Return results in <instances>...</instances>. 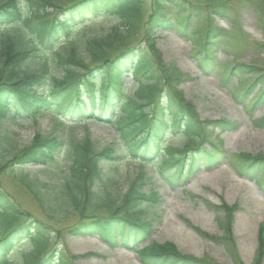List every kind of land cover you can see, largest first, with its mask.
Returning <instances> with one entry per match:
<instances>
[{"label": "trees", "instance_id": "16d2710c", "mask_svg": "<svg viewBox=\"0 0 264 264\" xmlns=\"http://www.w3.org/2000/svg\"><path fill=\"white\" fill-rule=\"evenodd\" d=\"M144 1L0 0L1 264H75L78 256L70 254L64 242L66 237L80 236H97L109 247L119 242L133 249L142 264H214L207 257L180 254L169 242L139 247L153 233L154 222L145 217V209L159 202L157 192L147 195L141 189L154 179L147 165L162 181L170 182L183 167L190 173L197 161L209 168L226 157L221 141L216 144L208 138L207 126L177 89L181 73L161 62L152 44L155 33L173 30L192 40L193 56L206 71L214 58L211 51L214 54L220 47L226 32L220 33L221 39L210 36L208 32L218 28L209 23L207 33L192 29L190 34L187 24L197 8L181 0H154L143 20ZM173 8L176 22L171 18ZM215 13L228 17V10ZM97 16H111L115 22L105 33L83 35L77 43L74 35L79 26ZM257 26L264 33V7L257 14ZM142 31L149 50L126 43ZM258 45L264 51V43ZM245 71L253 73V82L247 83L243 96L260 83V92L247 108L255 111L264 102V67L238 62L229 67L225 79L245 77ZM126 73L136 84L132 92L133 85L123 81ZM41 114L114 126L117 141L99 149L85 129L81 139L36 134L21 146L17 132L5 129L1 122L6 117L18 122L33 120ZM207 123L221 130L236 126L224 119ZM257 125L264 127V118ZM178 133L185 137L181 146L167 142L169 135ZM238 157L244 162L240 174L264 166V154L240 152ZM134 161L139 169L135 177H126L129 187L122 191L126 181L117 178L116 167ZM102 164L116 167L104 171ZM27 165L42 166L53 184L31 176ZM5 179L13 189L31 196L42 218L20 206L3 188ZM221 208L224 234L212 237L216 241L232 236L237 207L222 203ZM73 217L76 220L71 225L64 223ZM257 234L255 264H261L263 225Z\"/></svg>", "mask_w": 264, "mask_h": 264}, {"label": "rangeland", "instance_id": "374dc122", "mask_svg": "<svg viewBox=\"0 0 264 264\" xmlns=\"http://www.w3.org/2000/svg\"><path fill=\"white\" fill-rule=\"evenodd\" d=\"M153 1H144L143 20L148 16L150 11L147 10L151 8ZM181 2L197 8L192 20L187 24L190 34L192 29L207 33L209 23L218 28L217 31H209L210 36L221 39L220 33L226 32L227 37L221 39L220 47L214 54L211 51L214 58L208 63V69L204 71L194 58L192 40L180 38L171 31L156 32L152 41L153 48L168 69L173 72L177 69L181 73L176 83L177 89L181 91L184 100L195 108L200 121L207 126L208 138L216 144H219L218 140L221 141L226 157H222L216 165L209 168H206L203 162L197 161L190 173L173 174L170 183L162 181V176L147 165V170L154 175V180L142 191L148 195L152 192L159 195V202L145 209V217L152 218L154 222L153 234L147 243L169 242L180 254L197 258L207 257L214 264H255L257 232L259 226H264V166L259 167L256 172L248 170L247 174H240L238 171L243 170L244 162L238 154H264V127L257 125V120L264 118V102L255 111H247L256 94L260 92V83H257L250 93L243 96L247 83L253 82V73H249L250 71H245V77L225 78L229 67L238 62L255 63L264 67V51L259 49L258 45L264 43V34L257 27V14L261 7H264V0ZM217 10L224 11L225 14L228 10V17L216 14ZM170 12L174 13V8ZM207 13L210 15L206 17ZM172 19L173 22L177 21L176 14L172 15ZM114 22L115 18L111 16H97L83 27L80 25L74 40L79 43L83 35L91 37L103 34ZM245 42H248L249 46H246ZM126 43L132 44L131 47L141 45L149 50L143 31L136 37L128 38ZM123 79L133 85L131 91L135 89L136 85L129 75ZM220 119L235 122V128L223 132L219 127L211 129L212 126L207 123ZM86 123L92 130L91 138L97 148L114 144L117 133L113 127L90 121ZM6 127L9 131L17 132V140L21 146L28 145L35 134L52 135L59 139H68L70 136L81 139L86 135L83 125L59 124L51 114L39 115L36 120L7 122L4 125L5 129ZM184 141L185 137L180 133L169 135L167 139L173 146H181ZM205 146L209 148L207 142ZM135 164L138 166L136 162H121L119 167L102 164V168L107 171L112 169V166L116 167L117 178L126 181L122 189L126 191L129 187L126 177H135ZM26 171L31 176L53 184L42 166L28 165ZM7 180L3 181V188L8 189L9 194L20 206L42 218L36 204L31 202V196L13 189L7 184ZM43 189L47 190L49 187L44 186ZM222 203L237 208L232 218V236L224 241H216L212 237H221L224 234L221 227V221L225 218ZM75 220L76 217H73L64 223L71 225ZM67 238L64 246H67L70 254L79 256L75 264H141L134 251L122 248L118 242V246L111 249L94 237H73L69 240ZM261 264H264V260Z\"/></svg>", "mask_w": 264, "mask_h": 264}]
</instances>
